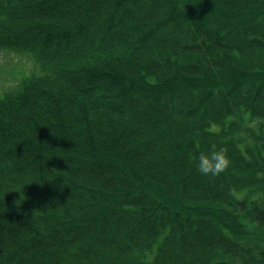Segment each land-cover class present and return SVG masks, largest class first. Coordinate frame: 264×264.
I'll list each match as a JSON object with an SVG mask.
<instances>
[{
	"label": "trees",
	"instance_id": "trees-1",
	"mask_svg": "<svg viewBox=\"0 0 264 264\" xmlns=\"http://www.w3.org/2000/svg\"><path fill=\"white\" fill-rule=\"evenodd\" d=\"M1 48L0 264H264V0H0Z\"/></svg>",
	"mask_w": 264,
	"mask_h": 264
},
{
	"label": "rangeland",
	"instance_id": "rangeland-1",
	"mask_svg": "<svg viewBox=\"0 0 264 264\" xmlns=\"http://www.w3.org/2000/svg\"><path fill=\"white\" fill-rule=\"evenodd\" d=\"M39 74L41 68L33 52L0 49V97L23 79Z\"/></svg>",
	"mask_w": 264,
	"mask_h": 264
},
{
	"label": "clouds",
	"instance_id": "clouds-1",
	"mask_svg": "<svg viewBox=\"0 0 264 264\" xmlns=\"http://www.w3.org/2000/svg\"><path fill=\"white\" fill-rule=\"evenodd\" d=\"M227 151L223 147L217 148L213 144L210 150L201 152L197 158V171L205 176H218L229 166Z\"/></svg>",
	"mask_w": 264,
	"mask_h": 264
}]
</instances>
